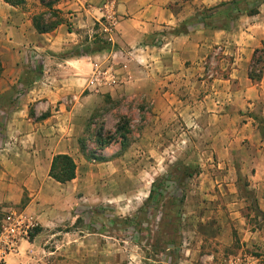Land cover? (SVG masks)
<instances>
[{
  "label": "rangeland",
  "instance_id": "374dc122",
  "mask_svg": "<svg viewBox=\"0 0 264 264\" xmlns=\"http://www.w3.org/2000/svg\"><path fill=\"white\" fill-rule=\"evenodd\" d=\"M224 1L230 0L186 5L188 17L164 33L171 38L204 27L196 20L201 11ZM259 9L228 21L226 29L204 27L224 34L205 48V83L191 82L192 93L174 102L189 106L186 112L166 110L159 93L167 86L135 66L125 68L137 75L135 83L125 84L117 67H127L124 59L111 57L92 77L114 72L116 83L85 85L52 121L45 122L54 114L41 106L42 114L26 116L24 142L8 149L23 160L6 166L13 178L1 183L8 200L0 196V246L8 240L2 225L23 220L30 234L41 231L21 264H264V3ZM40 13L44 22L55 19L46 6ZM104 32L93 31L83 50L91 54L107 43ZM80 54L75 48L65 55ZM251 68L263 69L260 81L247 79ZM217 88L220 94L209 96ZM33 128L40 133L32 135ZM59 153L75 159L74 181L49 175Z\"/></svg>",
  "mask_w": 264,
  "mask_h": 264
},
{
  "label": "crops",
  "instance_id": "0c3cea01",
  "mask_svg": "<svg viewBox=\"0 0 264 264\" xmlns=\"http://www.w3.org/2000/svg\"><path fill=\"white\" fill-rule=\"evenodd\" d=\"M0 2L3 4L0 3V147L11 145L10 148H0L1 189L4 179L13 178L12 173L5 171L6 166L16 168L14 160H23L18 158V152L13 155L9 150L16 149L19 140L24 142L21 135L22 125L25 126L27 122L26 116L31 112L42 114L39 110L43 109L47 110V114H54L45 122L52 121L56 114L66 110L63 102L84 92L85 85L89 88L93 86L92 73L97 64L103 67L110 63L111 57L116 61L123 58L127 67H117L124 75L122 81L125 84L136 81L137 75L133 76L130 70L127 75L126 70L132 66L144 72L149 79L158 78L159 83L167 86L162 87L159 93L167 104L166 110L182 113L190 107L181 108L178 103L174 106V102L179 99L180 93H192L188 86L191 82L205 83V48L218 43L224 34V31H211L200 24L187 34L169 38L164 33L188 17L189 14H185L186 5L202 3L203 0H61L55 7L62 11L64 22L44 33L38 32L33 24L34 15L44 8L41 0H28L23 7H14L3 0ZM175 4L183 5L180 11L173 10ZM110 24H114L111 26L112 32H104ZM99 28L112 48L85 54V43L93 41L92 32ZM159 37H165V40L161 41ZM75 48L81 50L79 56L65 55ZM105 55H109V58L101 59ZM38 57L41 60L39 65H35L34 59ZM247 79L251 80L248 72ZM222 81L230 82V79ZM218 92L217 88L209 96L216 97ZM216 102H213L215 106ZM180 103L187 105L188 98H182ZM33 131L32 135L40 133V129L33 128ZM8 140L10 142L7 144ZM14 156L17 158L14 159ZM49 163L48 170L51 161ZM33 176L38 178V175ZM4 193L8 194L0 190L1 197H4ZM34 246L30 239L21 240L16 252L6 255L8 264L24 262L26 250Z\"/></svg>",
  "mask_w": 264,
  "mask_h": 264
},
{
  "label": "trees",
  "instance_id": "16d2710c",
  "mask_svg": "<svg viewBox=\"0 0 264 264\" xmlns=\"http://www.w3.org/2000/svg\"><path fill=\"white\" fill-rule=\"evenodd\" d=\"M4 2L12 5L14 7H23L27 3L28 0H3ZM61 0H41L42 4L48 7L52 15H54L55 19H50L47 22H44L45 13H40L33 17V24L36 29L40 33L48 32L56 28L58 25L64 22V18L61 16L62 11L57 9L55 6ZM264 3V0H230L224 1L218 4L215 7L205 9L201 11L199 17L196 18L198 23H202L204 27L207 28H228L229 22L238 18L241 14L245 13L250 16L256 15L259 13V7ZM216 18H223V23L219 25H215L213 20ZM212 19V20H211ZM226 20V21H225ZM110 44L107 42L100 46L98 50L103 48H109ZM93 50V52L98 51ZM260 51V49H256L253 55V61L256 60V55ZM85 52V51H84ZM85 54H90V52L86 51ZM253 68V67H252ZM248 73V76L253 81H260L263 76V69L259 70V74L254 73L253 69ZM2 72V67L0 65V75ZM49 175L57 182L65 184L73 181L77 176V163L75 159L67 153H59L53 156L50 166ZM178 178L177 175H175ZM178 180V179H176ZM169 179L165 178L160 183V187L165 188L168 185ZM155 190L153 189L150 193V199L153 198ZM41 231L40 228H36L33 233L30 234V240L37 235Z\"/></svg>",
  "mask_w": 264,
  "mask_h": 264
},
{
  "label": "built area",
  "instance_id": "2783aa9c",
  "mask_svg": "<svg viewBox=\"0 0 264 264\" xmlns=\"http://www.w3.org/2000/svg\"><path fill=\"white\" fill-rule=\"evenodd\" d=\"M114 24L107 25L105 27V32H112V27ZM112 69V68H110ZM111 81L113 83H116L117 77L114 72H108V71H103L99 70L95 75L93 76L92 79V84L95 85L97 82L101 81ZM13 214L10 213L8 216V219H11V215ZM18 225L11 226L7 228V226L2 225V230L1 234L8 232V240L5 241V243L0 246V264H8L6 260V255L16 252V248L18 245L19 240L24 239V238H29V225L25 224L23 220H19Z\"/></svg>",
  "mask_w": 264,
  "mask_h": 264
}]
</instances>
